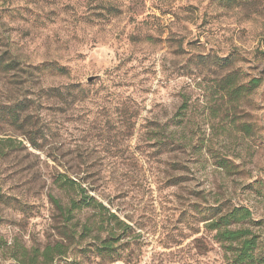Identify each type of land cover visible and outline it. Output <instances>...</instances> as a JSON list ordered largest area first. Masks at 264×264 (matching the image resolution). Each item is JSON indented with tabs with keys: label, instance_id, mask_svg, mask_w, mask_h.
Segmentation results:
<instances>
[{
	"label": "rangeland",
	"instance_id": "rangeland-1",
	"mask_svg": "<svg viewBox=\"0 0 264 264\" xmlns=\"http://www.w3.org/2000/svg\"><path fill=\"white\" fill-rule=\"evenodd\" d=\"M0 60L2 263L237 264L209 225L245 207L264 264V0H0Z\"/></svg>",
	"mask_w": 264,
	"mask_h": 264
},
{
	"label": "trees",
	"instance_id": "trees-1",
	"mask_svg": "<svg viewBox=\"0 0 264 264\" xmlns=\"http://www.w3.org/2000/svg\"><path fill=\"white\" fill-rule=\"evenodd\" d=\"M0 60V64H1ZM6 67L10 68L9 65ZM34 71L39 72V75L45 76L47 74H61L66 72L65 69L58 68L54 66V64H43L35 67L33 69ZM228 90L230 97L237 96L240 93V90H236L234 86L232 85V79L228 81ZM263 84L262 79H252L247 86L243 87L245 92L249 94V92L255 90L256 88L260 87ZM79 86V85H72ZM69 88V87H68ZM67 88V89H68ZM66 89V88H65ZM45 94L49 95V93L52 92H58L59 94H62L61 89H47ZM62 96V95H60ZM63 97V96H62ZM62 100V99H61ZM26 112V107L24 104H21L20 113ZM16 119L20 120L19 115L15 116ZM27 121V118L25 117L23 119V124ZM39 132H36V135H38ZM37 140L40 139V136L35 137ZM33 144H35L36 147L38 145L34 142V139H31ZM225 163V164H224ZM223 164L220 165V167L224 168L227 164L226 161H224ZM55 183L61 187L65 188L67 187L69 190H72L74 192H80L81 198L80 201H71L70 206L67 210V220L72 221L73 218H75L76 212H81L84 209L90 208L92 206H97L101 209L103 212H109L106 207H104L101 203L97 202V200L89 195H85V190L82 189L81 186L77 184V182L64 178V179H56ZM56 206L64 212V208L60 207V204L58 202H55ZM111 218L115 221L118 220L116 215H111ZM1 220V217H0ZM252 222V212L250 209L245 207H232L229 209V211L220 217L217 221L212 222L210 224V229L212 231L216 232L215 239L222 244H228V251L234 256V262L237 264H250L254 263L256 259V251L259 248V239L256 235L252 233V231L249 228L245 229H233V226L238 225H244ZM114 231V229H113ZM109 238L107 241L102 242L101 249L99 254L100 255H111L113 246L115 242L119 241H112V237L114 236L112 231H109ZM112 239V240H111ZM7 243L0 240V248L6 247ZM63 245H57V246H51L47 245L44 249H32L28 250L26 248H22V251L20 254L14 255L13 259L17 262V264H55L56 260L65 256L66 252L63 251ZM0 264H4L0 261Z\"/></svg>",
	"mask_w": 264,
	"mask_h": 264
},
{
	"label": "water",
	"instance_id": "water-1",
	"mask_svg": "<svg viewBox=\"0 0 264 264\" xmlns=\"http://www.w3.org/2000/svg\"><path fill=\"white\" fill-rule=\"evenodd\" d=\"M94 80V78H90L89 80H88V82H92Z\"/></svg>",
	"mask_w": 264,
	"mask_h": 264
}]
</instances>
